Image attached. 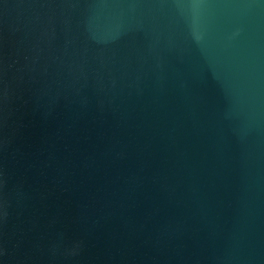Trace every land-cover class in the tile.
<instances>
[{"label":"water","instance_id":"water-1","mask_svg":"<svg viewBox=\"0 0 264 264\" xmlns=\"http://www.w3.org/2000/svg\"><path fill=\"white\" fill-rule=\"evenodd\" d=\"M0 264H264V0H0Z\"/></svg>","mask_w":264,"mask_h":264}]
</instances>
